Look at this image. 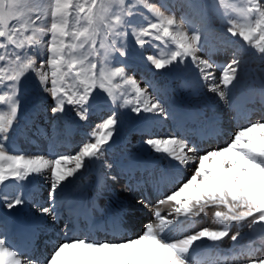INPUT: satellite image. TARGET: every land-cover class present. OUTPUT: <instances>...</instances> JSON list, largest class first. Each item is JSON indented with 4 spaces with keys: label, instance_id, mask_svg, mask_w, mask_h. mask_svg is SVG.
Segmentation results:
<instances>
[{
    "label": "snow or ice",
    "instance_id": "1",
    "mask_svg": "<svg viewBox=\"0 0 264 264\" xmlns=\"http://www.w3.org/2000/svg\"><path fill=\"white\" fill-rule=\"evenodd\" d=\"M187 6L204 22L202 27H191L190 35L173 15H166L167 9L151 0H0V206L11 210L24 205L21 186L50 171L49 206L37 205L43 227L29 220L14 229L0 218V264H240L241 260L243 264H264V118L240 126L225 146L210 149H202L176 132L147 133L143 144L176 169L195 166L187 178L164 173L157 177L169 191L155 204L138 201L153 210V220L139 234L127 235V225L118 215L112 221L110 239H98L87 226L77 228L66 221L63 242L54 244L48 256L28 252L38 235L59 221L56 196L65 182L71 183L69 178L87 163L103 160L121 124L124 113L120 109H130L138 116L182 119L159 95L153 98L150 89L156 86L152 80L145 79L141 86L134 75L127 74L126 58L136 51L134 45L155 70L191 63L208 84V91L229 106V86L238 79L241 61L232 59L224 66L220 82H215L213 62L198 55L206 42V10L212 9L227 33L242 38L264 58V0H204L199 5L187 0ZM168 41L176 50L161 55L160 48ZM153 44L155 54L143 56L145 47ZM30 73L50 95L53 114L63 115L71 109L81 121H87L98 102L97 90L106 95L109 114L92 128L74 154L46 156L16 148L12 133L19 122V92ZM124 86L131 92L121 91ZM204 138H211V133ZM103 167L111 169L112 165L105 161ZM165 203L173 205L168 215L159 209ZM209 207L226 209L214 212L219 227L183 228L177 237L181 217H198ZM244 223L253 233L246 248L197 254L202 242L218 245L233 226ZM240 236L239 231L231 235L234 244Z\"/></svg>",
    "mask_w": 264,
    "mask_h": 264
},
{
    "label": "rangeland",
    "instance_id": "2",
    "mask_svg": "<svg viewBox=\"0 0 264 264\" xmlns=\"http://www.w3.org/2000/svg\"><path fill=\"white\" fill-rule=\"evenodd\" d=\"M151 2L155 3L158 7H161L162 10L167 9L166 15H173L175 20L178 21V24L182 25V30L188 31L189 35L191 34V31H190L191 27L204 26V22L201 20L200 16L196 13V11H194L193 9L187 6V0H151ZM191 2L193 4L199 5L200 3L204 2V0H191ZM207 2L211 3V0H207ZM205 14L207 17L206 19L207 31L205 33L206 42H205L203 50L200 51L198 55H200L203 59H209L210 62H213L215 68H218L219 63L216 60L218 57L217 55L212 53V49H217L218 50L217 54L219 53V54L224 55V59H225L224 65L225 66L234 58L239 59L241 61L239 72H238V79L237 81H234V86L232 85L229 86V89L231 91L230 99H231V104H232L235 97L238 96L239 91H240L238 83L240 84L242 79H246L248 82H252V77L246 78L247 69L251 73L253 72V74L257 75L255 78L256 79L255 81H258L259 77H261V75L264 74V58H262L253 47H251L246 42H244L242 38L233 37L230 33H227L226 25L214 13L212 9L210 8L207 9ZM50 21H51V18L49 17L48 22L50 23ZM211 36L212 38L210 39ZM216 38L218 41L216 40ZM45 39L47 40V37H45ZM129 39L134 45V41L132 40V38L130 37ZM134 47L136 48V51H134L129 57L126 58L127 74L134 75V78L138 82L141 83V86H143V81L145 79L152 80L154 85L156 86L155 90L150 89V91L152 92L153 98L159 95V97L163 101H165L170 106L171 110H173L174 112L179 111V113H181L183 108H188V107H191V108L193 107L192 110L201 112L200 110H202L203 108L202 106H205L206 108H208L210 107L209 103H217L218 101L221 102L220 98L217 96L216 93L208 91V84L199 78L198 70L191 63L178 64L174 66H169L167 69L155 70L148 62H146V60L142 58L139 47L135 45ZM155 49H156V44H153V46L151 47L146 46L145 49L143 50V56L155 54ZM174 50H176L174 44L168 41L164 43L163 46L160 48V54L166 55L169 51H174ZM213 70L214 69H212V71ZM218 70L220 72L213 71L216 83L220 82V77H221L223 68L221 70L218 68ZM263 79H264V76H263ZM116 83H122V82L117 80ZM256 88H258V85H256ZM125 89H127L128 92H131V89L128 88V86H124L121 89V91H124ZM221 90H224L223 85H221ZM96 95L98 97V102L94 106L93 110L90 112L91 117L89 116V119L87 121H81L75 115V112L72 111L71 109H69L63 115L53 114L51 112L52 99L50 95L44 92L42 88L39 86L38 80L34 73L28 74L27 78L23 80L21 87H20L19 96H20V100L22 101V104L19 108V122L16 126V129L12 133L13 141L14 142L17 141L16 140L17 138L20 141V142L19 141L17 142L21 143L18 146L22 148L20 150H23L24 152L27 151V153L35 154L32 149L25 146L26 141L29 139L28 134L30 133V131L33 130L32 133L37 135L39 134L37 129L39 130V128L42 127V125L43 126L46 125L45 128L46 130H48L47 131L48 134H46L48 139L45 140V143H46L45 150L47 152L42 151L41 154H44L47 156V154L50 153L49 151L53 149L52 145L54 146V150H55V152L53 153L68 154V155L74 154L75 151L78 150V146L88 138V135L91 132L92 128L97 123L101 122L102 118H106V116L109 114L110 103L106 100V95L103 94L100 90H97ZM259 104H263V103L260 102ZM230 106L231 107L229 108V110L224 109L223 111H221V114H223L222 117L224 118L227 124L231 123L233 121V117L236 115V110L232 109L233 108L232 105ZM254 110L256 111L258 110V112L255 111L254 113ZM261 110L262 108H254V105H252L251 112L254 113V115L252 116L253 120H251V122H255L258 119L264 118V117L256 118V115H259V113L262 112ZM120 111L124 113L121 119V124L119 125L116 133L114 134L112 141H110L109 145L106 147L103 160L102 161L93 160L87 163V166L81 169L80 172L75 176L76 178L75 177L69 178V180L73 179L72 184L75 186L77 191L82 190L84 188L83 190L89 193L92 190H94L96 186H99L98 183L100 182H102L101 184H104V185L106 184L109 185V182L112 183L111 187H108L106 185L107 187H104L103 190L113 189L114 187L117 186L118 181H121L122 183H124L125 187H127L126 184H127L128 177H127L126 172L123 171V169H124V166L127 165V163H129L131 160H139V161L152 160L158 172L160 171V168L164 167L165 165L164 161L166 159L163 158L161 154L153 153L147 146L143 144V140L148 138L147 132H139V125L143 121H145L147 118H150V117L153 118V116L151 114H143V115L138 116L136 113L131 112L130 109H120ZM31 112H34L35 115L40 117V119H35V122L38 120L39 123L36 125V127L32 126L33 128L32 127L23 128L22 126H23V122L25 121V116L30 114ZM73 119L77 121V126L79 127L78 129L79 131L74 137V139H76L75 141L77 145L71 149H67V148H64V145L62 144V142L64 140L70 139L69 137H67L65 130H66L67 123ZM161 119L163 121L162 126H158L159 120H157L156 118L152 120L150 124V130L152 132H155L157 134H164L168 132H178L177 134H183L182 128H185L186 126L189 125V124L181 125L179 124V120L176 121L171 118L169 119L161 118ZM231 125L233 127V125H236V122H233V124ZM26 128H27V131L25 132L23 131L24 132L23 133L21 130L22 129L24 130ZM233 129L236 130L237 127H233ZM194 135L195 134H193L191 140L196 142L197 138L195 140ZM231 137L232 136L228 137V139L226 138L222 146H225L226 143L230 141ZM209 141H210V144L213 142L211 138H209ZM207 143L209 142L207 141ZM47 144L50 147L47 146ZM18 147L17 149H19ZM105 161L112 165L111 169L103 167V163ZM166 166L167 168L163 169L161 173L163 172L167 173V171H169L171 172V174H177L179 172V170L176 169L175 167L169 168L168 164ZM143 172L144 171L135 169L134 177L137 179H144L145 176ZM113 176L116 177L115 180L111 179V177ZM47 177H50V171H46L43 176H33L29 180V181H33L29 183L30 185H27L29 181L24 183L21 187H25L22 192L25 195L26 203L22 206H18L17 208L11 209V210L6 209L3 206H0V218L9 217V223L10 224L12 223V225L15 226V228H19V227H16V224L21 225V221L26 218L27 213L30 209L33 212H38L37 205L42 206V207L49 206L48 192L50 190V179H48ZM38 180L39 182H37ZM33 183L34 184L38 183V185L45 186L43 195L46 197L47 203L44 202V204L42 205L41 203H37V202H34L33 200H30L31 197L35 198L37 194V191H32L30 189ZM142 184H145V186H142ZM142 184L141 183L137 184V186L139 185L140 188L139 187L135 188L136 195L131 196L130 199L128 200H131L133 203L140 204L138 203V201L141 200L143 196H141L142 194L141 192H139L140 190L138 189L147 190L148 188L146 183H142ZM118 189L121 191V188L118 187ZM63 190L58 192L56 196L57 206L60 201V196L62 195ZM146 192H147L146 197H148V199H145V200L149 202L151 197H153V195H151V193H148V190ZM151 200L155 201V199H151ZM64 205L61 202V207L58 211L60 215V219L56 224L58 228H61V227L63 228V225L66 221L72 220L70 209L69 208L66 209ZM212 209H213L212 207H209L206 209L207 213L206 212L202 213L200 216L193 217V218L200 219V218H203L202 216L207 217L212 211ZM222 210L226 211V209L224 208H222ZM48 221L49 222L51 221L50 217L48 218ZM144 224L145 222L143 218H141L139 221L138 220L135 221V225L138 226L139 230L142 229L141 227H143ZM245 224L246 223L242 224L243 226L242 225L233 226L232 229H230L229 236L226 237L222 241L223 243H220L218 245H212L207 242L208 244L205 243L204 245L205 246L210 245L211 247L219 248L222 250H225L226 248H227L226 250H229L230 248L237 249V247L243 248L244 245L246 246L248 244L247 242L253 235L252 230L247 227V224L246 225ZM237 231L241 233V236L239 237L238 241L232 245L231 242L233 241L231 240V235H234ZM96 237L99 239H104V236L101 237L99 233L97 232H96ZM57 240L54 241V244H57ZM60 242H63V241L60 240ZM255 243L260 244L259 241H255ZM52 250H53V246H48L47 248L43 247V253L46 251V253L43 256H48ZM38 256H40V254Z\"/></svg>",
    "mask_w": 264,
    "mask_h": 264
},
{
    "label": "bare ground",
    "instance_id": "3",
    "mask_svg": "<svg viewBox=\"0 0 264 264\" xmlns=\"http://www.w3.org/2000/svg\"><path fill=\"white\" fill-rule=\"evenodd\" d=\"M175 12H177V11H175ZM189 19H190V17H189ZM177 23H178V21H177ZM193 23H194V21H193ZM211 38H212V36L210 37V39ZM216 40H217V38H216ZM217 51H218L217 49H212V53H214L218 57L216 60L219 63L218 68L221 70L225 66L224 65L225 59H224V55L219 54V53L217 54ZM218 68L213 67V69H214L213 71L214 72H220L218 70ZM256 76H257L256 74H253V72L251 73L247 69L246 70V78L252 77V82H248L246 79H242L240 84L238 83L240 91H239L238 96L235 97L234 101L231 104L233 106V108L236 110V115L233 117V121L232 122L230 121L231 123L227 124L225 122L224 118L222 117L223 114H221V111H223L224 109L229 110V108L231 106L224 105L222 101L221 102L218 101L217 103H209L208 102L210 107L206 108L205 106H202L203 108H202V110H200L201 112H197L195 110H192L193 107L192 108L191 107L183 108L181 113H179V111H178V113L182 117V119L179 120V124H181V125L189 124L188 126H186L184 128V131H186V135H184V136H187L189 138V140H191V137L193 136V134H195L198 137L197 143L199 144V147L203 148V149H210V148L216 147V146L223 147L222 145H223V142L226 138L228 139V137L232 136L235 133V131L238 130V128L240 126H245L247 124V122L253 120V119L247 118V113L249 111H247L246 109L249 108L248 104L251 102H254V103L257 102L258 104H259V102H262L264 104V79H263L264 74H262L261 77H259L258 81H255ZM255 83H256V85H258V88H256ZM43 114H45V113H43ZM43 114H41V115H43ZM73 114H74V112H73ZM154 118H156V117H153V118L150 117V118H147L145 121H143L139 125V132H147V133L152 132L150 130V124ZM35 119H40V117L35 115L34 112H31L30 114L26 115L25 121L23 122L22 127L23 128L32 127V126L36 127V125L39 122H38V120L35 122ZM156 119L159 120L158 126H162L163 125L162 119L161 118H156ZM233 122H236V125H233V127H237L236 130L233 129V127L231 125V124H233ZM49 126H50V124H49ZM45 127H46V125L45 126L42 125V127L39 128V130H38L39 134H37V135L32 133L33 130L30 131V133L28 134L29 139L26 141L25 146L32 149L35 154H41L42 151L47 152L45 150V144H46L45 140L48 139V137L46 135V134H48V132H47L48 130H46ZM207 127H208V129H206ZM78 129H79V127L77 126V121L75 119L70 120L67 123L65 131H66L67 137H69L70 139L63 141L62 144L64 145V148L65 147L66 148H73L77 145V143L75 141L76 139H74V137L76 136L77 132L79 131ZM217 130H219L218 133H217ZM208 133H211L212 137H214L213 142L211 144L207 143L208 138H204L205 136H207ZM23 135H25V134H23ZM223 137H224V139H223ZM23 139H25V138H23ZM65 139H67V138H65ZM16 140L19 141L17 138H16ZM17 141H15L16 142L15 143L16 148L21 144V143H19L20 141L19 142H17ZM205 141H206V143H205ZM61 142H62V140H61ZM47 146H49V145L47 144ZM52 147H53V149H51L49 151L50 153L55 152L53 145H52ZM18 148L22 149L21 147H18ZM164 163H165V165L163 164L164 167L160 168V171L158 172L157 168L155 167L152 160H149V161L131 160L129 163H127V165L124 166V169H123V171L126 172L127 177H128L127 184H126L127 187H125L124 183H122L121 181H118L117 186L114 187L113 189L110 188L111 190H103L104 187H107V186L111 187L112 183L109 182V185L106 184L107 185L106 186L104 184H101L102 182H100V183H98L99 186H96L94 188V190L87 193L86 191L83 190L84 188L82 190L77 191L75 186L72 184L73 179L70 180L71 183L65 182L64 190L62 192V195L60 196V201L58 203L57 210L59 211V209L61 207V202L63 203V205L65 204L64 206L66 208H69L71 210V213H72V215H71L72 220L67 221V222L75 223L77 225V228H84L85 226H87V228L91 229V234L94 237H96V232L99 230V228H106V230H109V234L107 235V238H109V239L112 238V233H113L112 221L118 215L123 218L125 224L127 225V235L139 234L142 231L143 227H141L142 229L139 230L138 226L135 225V221L136 220L139 221L141 218H143V220L146 224L147 222L153 220V210L151 208H145L142 204L140 205V204L133 203L131 200H128V199H130L131 196L136 195L135 194L136 193L135 188H137V186H136L137 181H140L141 184L146 183V185L148 186V188H147L148 193H151V195H153V197H155V198L151 197V199H155V201L157 199H163V194H166L169 191V187L160 185L157 182V177H159L162 174L161 172L163 169L167 168V166H166L167 164H168L169 168H174V164L172 162H170L168 159H166L164 161ZM189 167H191V168H189ZM194 167H195L194 165H189L187 167V169L182 170V171L179 170V172L177 171L178 173L176 172L177 174H174V175L177 178L178 177L187 178L192 173ZM135 169L145 172V173L143 172V174L145 176L144 179H137L134 177ZM164 174H171V172L167 171V173H164ZM31 182H33V181H29L27 183V185H30L29 183H31ZM37 182H39V180ZM34 183L30 187V189L32 191H37V194H36L35 198L31 197L30 200H33L34 202H37V203H41L42 205L44 204V202L47 203L46 197L43 195V192L45 190V186L38 185V183H36V184H34ZM142 186H145V184H142ZM118 187L121 188L122 192L118 189ZM24 188L25 187H21V191H23ZM138 190H140V192L142 194L141 196H143L142 199H148V197H146V195H147L146 191L147 190H145V189H138ZM157 190H160L162 194H160L158 196ZM138 196H140V195H138ZM151 199L148 203L149 204H155V201H153ZM212 208L213 209L210 212V214L208 216L206 215L207 217L202 216L203 218L199 217L200 219H197V218L194 219L193 217L185 219V218L181 217L180 219L182 221V224L177 227V231H176L177 237H179L181 235L183 228H190L191 230H199L203 227H209V228L219 227L218 223H216L214 220V212L217 210H220V211H223V210H222V208H220V209H217L215 207H212ZM159 209L163 215H168L169 213H172L173 205L171 203H165V204L159 205ZM169 218H171V217H169ZM3 219L9 223V217H5ZM29 220H36L42 227H43L44 222H45L44 219L41 217L39 212H33L31 209L28 211L26 218L21 221V225H23L24 223H26ZM21 225L16 224V227H20ZM13 228L15 229V226H13ZM62 229H63L62 227L58 228L57 226L47 228L44 232H42L38 235V238L36 239L34 245L28 249V252L32 255L33 254H40V256H43L44 255L43 247L47 248L48 246H53L54 241H56L57 239H58L57 243L60 242V240L63 241L64 234H63ZM120 235H124V233H120ZM17 239H18V237H17ZM205 243L208 244L209 242L208 243L202 242L200 245L197 246V254L200 256H207L210 251H215L217 249L215 247H211L210 245L205 246L204 245ZM231 243H232V245L234 244L233 242H231ZM259 245L260 244L255 243L256 247H258ZM244 248H246V246H243V248L237 247V249H244ZM230 249H233V248H230ZM240 264H243V260H241Z\"/></svg>",
    "mask_w": 264,
    "mask_h": 264
}]
</instances>
